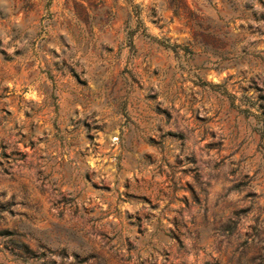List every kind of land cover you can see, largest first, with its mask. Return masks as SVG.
<instances>
[{
	"label": "rangeland",
	"instance_id": "rangeland-1",
	"mask_svg": "<svg viewBox=\"0 0 264 264\" xmlns=\"http://www.w3.org/2000/svg\"><path fill=\"white\" fill-rule=\"evenodd\" d=\"M264 0H0V264H264Z\"/></svg>",
	"mask_w": 264,
	"mask_h": 264
},
{
	"label": "trees",
	"instance_id": "trees-1",
	"mask_svg": "<svg viewBox=\"0 0 264 264\" xmlns=\"http://www.w3.org/2000/svg\"><path fill=\"white\" fill-rule=\"evenodd\" d=\"M262 117H263V118H262V119H263L262 121L264 122V114H263V116H262Z\"/></svg>",
	"mask_w": 264,
	"mask_h": 264
}]
</instances>
